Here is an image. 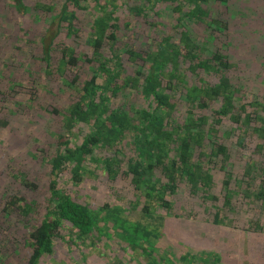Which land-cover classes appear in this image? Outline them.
<instances>
[{
  "label": "trees",
  "instance_id": "obj_1",
  "mask_svg": "<svg viewBox=\"0 0 264 264\" xmlns=\"http://www.w3.org/2000/svg\"><path fill=\"white\" fill-rule=\"evenodd\" d=\"M11 7L26 22L13 49L22 56L2 57L0 94L19 113L49 119L32 154L46 174L42 192L19 164L11 177L23 188L0 202L8 235L24 223L25 264L54 259L58 243L93 245L109 232L117 264H224L215 247L228 244L222 231L238 258L250 254L239 237L264 240V0ZM100 178L113 200L94 207L79 189ZM182 220L207 224L213 246L171 238L166 225Z\"/></svg>",
  "mask_w": 264,
  "mask_h": 264
},
{
  "label": "rangeland",
  "instance_id": "obj_2",
  "mask_svg": "<svg viewBox=\"0 0 264 264\" xmlns=\"http://www.w3.org/2000/svg\"><path fill=\"white\" fill-rule=\"evenodd\" d=\"M13 1L14 0H0V45L3 44L2 49L4 48L3 55H0V71L6 70L5 60L2 57L7 58L8 61H10L11 57L15 59L17 56L15 51H13V49L18 46L17 38L19 36L17 35V31L26 24L24 18L20 17L16 10L11 7ZM250 41L254 40L250 39ZM20 56H22V54L17 57ZM17 63L21 64L19 59H17ZM6 72H9V70ZM0 88L2 89L1 86ZM7 95L0 94V202L3 200L2 197L4 195L14 194L17 192L18 188H23L20 184H13L11 174L12 167L14 166L17 167L19 164H23L21 166L22 168H26L32 177L35 176L36 179L40 180L39 183L42 184L41 192L46 183V174L43 167L39 161L36 162L37 160H32V154L35 149L42 146L38 141L42 139L45 142L47 139L46 137L41 136V134L42 132H45V129L47 128L46 122H49V119L38 111L32 113V115H36L34 117H31V114L23 112L19 113L18 111L20 110L17 111L14 109V106H12V101L5 103L4 98L11 99L10 96ZM3 105H6L7 107H4ZM25 121H30V127L24 126V123L22 122ZM4 150H9V153L6 154L5 151L4 154ZM18 156H20L21 160L18 159ZM94 176L95 175H91L89 178L92 179ZM91 179H88V181L86 179V183L79 189V193L82 196L81 199L87 198L94 207H98L104 200L105 202L112 201L113 197L110 195V189L104 185V179L100 178L97 181H92ZM26 190L24 191L25 193H27ZM28 192L33 191L30 190ZM41 192L37 197L35 196L37 202L40 204L38 207L39 209L43 207L45 200V194L41 195ZM28 195L29 197L34 198L33 194L30 193ZM36 217L38 218L39 215L37 214ZM14 221H16V218H14ZM21 222H16V224L20 226V228L16 229L17 231H15L14 228L10 230L14 233L12 236L8 235V227L6 224L2 225L4 227L0 226V238L7 237L5 243L7 248L4 249L6 252L5 254L1 252L0 264H25L28 250L25 248L23 241V233L26 229L23 230L24 223ZM165 228L168 229L171 238H177L182 245L192 247L193 250L211 248L213 246H211V243L209 242L215 237V235L209 231V228L205 223L200 222L199 224L197 223L194 225L190 223L189 220H182L174 223L169 222ZM166 235L170 238L168 234ZM221 235L222 237H219L220 242L225 241L228 242V244H226V246L223 244H218L217 246L215 244V247L224 253V264H255V261L264 264L263 239L253 238L246 235L244 237L241 236V238L239 237V239H245L244 242L241 243L243 246L241 248L250 254H248L246 258H238L234 251L229 250L231 248L230 246H232L234 250L239 248L237 244L232 245V242H229V240H233L230 231H222ZM104 237L108 240L104 238L103 241L99 240L100 242L94 243L93 245L89 241L85 244L79 242L80 240L76 243L71 241L69 250L63 245V243H58V246L56 247L57 252L53 255L54 259H51L50 255H48L43 264H117L119 245L116 240L113 241L110 232L105 234ZM217 238L218 237H216V239ZM228 247L229 249H226ZM101 249L106 250L104 251V254L99 253ZM129 249L130 248H128V250ZM128 255L129 254L126 255V258ZM129 258L131 257L129 256ZM123 263L127 264L129 261L123 260Z\"/></svg>",
  "mask_w": 264,
  "mask_h": 264
}]
</instances>
